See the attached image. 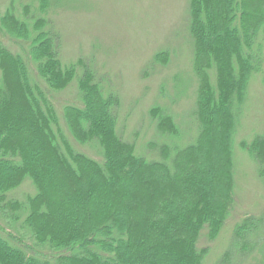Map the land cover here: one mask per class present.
<instances>
[{
  "label": "trees",
  "instance_id": "1",
  "mask_svg": "<svg viewBox=\"0 0 264 264\" xmlns=\"http://www.w3.org/2000/svg\"><path fill=\"white\" fill-rule=\"evenodd\" d=\"M52 3L18 14L12 2L1 17L0 31L24 52L0 40V221L19 235L0 223V264H208L211 247L199 243L204 232L218 237L235 206L234 135L250 80L264 74V0H190L198 136L147 152L118 131L119 94L91 63H64ZM75 77L82 105L65 106L67 130L101 159L71 143L51 98ZM151 111L162 135L180 136L172 114ZM241 146L264 183V131ZM152 153L157 160L144 156ZM26 181L34 192L12 196ZM263 243L264 214L247 215L211 264H240Z\"/></svg>",
  "mask_w": 264,
  "mask_h": 264
},
{
  "label": "rangeland",
  "instance_id": "2",
  "mask_svg": "<svg viewBox=\"0 0 264 264\" xmlns=\"http://www.w3.org/2000/svg\"><path fill=\"white\" fill-rule=\"evenodd\" d=\"M12 2L18 14H23L24 6L34 0H0V24ZM51 5L48 17L62 34L64 63L80 58L90 62L106 91L119 94L118 131L122 135L135 139L141 152H147L151 143L159 141L184 147L196 140L193 111L199 82L194 73L195 48L189 30L190 0H53ZM0 40L14 52H24L23 44L1 31ZM159 52L165 55L157 59ZM80 72L78 66L77 76ZM263 77L260 72L250 80L244 112L234 135L235 206L218 237L210 242L204 232L199 243L201 247H211L208 264L218 260L229 246L234 228L243 217L264 214V183L259 177L258 163L241 146L243 141L251 142L264 131ZM80 97L78 77L63 90L51 92L71 143L101 159L97 145L82 146L67 130L64 108L69 104L82 105ZM158 107L174 116L180 136L171 139L158 131L157 114L151 111ZM153 154L144 156L157 160L151 157ZM33 192L32 183L26 181L11 195L23 198ZM0 223L7 227V232L19 236L9 224ZM262 246L240 264H264V243Z\"/></svg>",
  "mask_w": 264,
  "mask_h": 264
}]
</instances>
